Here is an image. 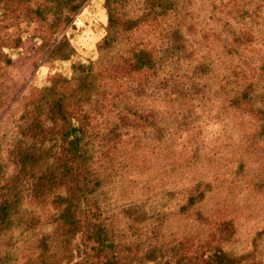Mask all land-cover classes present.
<instances>
[{
  "label": "rangeland",
  "instance_id": "374dc122",
  "mask_svg": "<svg viewBox=\"0 0 264 264\" xmlns=\"http://www.w3.org/2000/svg\"><path fill=\"white\" fill-rule=\"evenodd\" d=\"M0 264H264V0H0Z\"/></svg>",
  "mask_w": 264,
  "mask_h": 264
}]
</instances>
